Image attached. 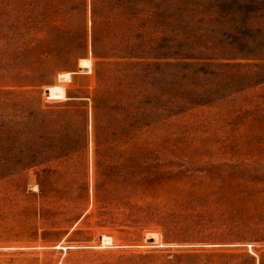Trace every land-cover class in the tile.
<instances>
[{"label": "rangeland", "instance_id": "rangeland-1", "mask_svg": "<svg viewBox=\"0 0 264 264\" xmlns=\"http://www.w3.org/2000/svg\"><path fill=\"white\" fill-rule=\"evenodd\" d=\"M132 3L0 0V264L264 256V0Z\"/></svg>", "mask_w": 264, "mask_h": 264}, {"label": "trees", "instance_id": "trees-1", "mask_svg": "<svg viewBox=\"0 0 264 264\" xmlns=\"http://www.w3.org/2000/svg\"><path fill=\"white\" fill-rule=\"evenodd\" d=\"M157 0H133L132 10L135 19L141 21L150 14L153 9H158ZM259 264H264V256L261 257Z\"/></svg>", "mask_w": 264, "mask_h": 264}]
</instances>
